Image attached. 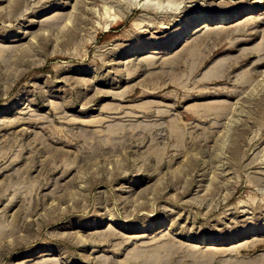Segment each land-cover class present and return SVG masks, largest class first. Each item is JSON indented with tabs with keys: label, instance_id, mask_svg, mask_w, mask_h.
Instances as JSON below:
<instances>
[{
	"label": "rangeland",
	"instance_id": "1",
	"mask_svg": "<svg viewBox=\"0 0 264 264\" xmlns=\"http://www.w3.org/2000/svg\"><path fill=\"white\" fill-rule=\"evenodd\" d=\"M240 3L0 0V264H264V0L182 32Z\"/></svg>",
	"mask_w": 264,
	"mask_h": 264
},
{
	"label": "bare ground",
	"instance_id": "2",
	"mask_svg": "<svg viewBox=\"0 0 264 264\" xmlns=\"http://www.w3.org/2000/svg\"><path fill=\"white\" fill-rule=\"evenodd\" d=\"M246 2H247V4L246 3H240V4H238V5H234L233 7H232V11H230V12H228V13H225V11L223 12H221V13H219V14H214V15H211V16H204V18L203 19H200V17H193L190 21L188 20V22H187V24L186 25H184V27H183V29H182V32H190V29H189V27L187 28V26H192V27H194L193 28V30H195V32H197L198 30H200V28H203V27H205L207 24H208V22H210V21H216V22H219V23H222V22H226V21H228V20H231L232 18H234L235 16H237L238 14H239V12L240 11H242L243 9H247L248 7H249V9L251 8L250 6H249V2H250V0H246ZM255 2V1H254ZM246 6H248V7H246ZM253 7V6H252ZM257 8V5L255 6V9H253V10H251V11H256V10H258V9H256ZM228 11V10H227ZM244 11V10H243ZM250 11V12H251ZM218 13V12H217ZM247 15V14H246ZM253 16V15H252ZM254 17V16H253ZM240 19V18H239ZM238 19V20H239ZM199 20H201L200 21V23H195V22H198ZM116 21V20H115ZM183 21V20H182ZM264 23V17H257V18H253V19H250V20H247V21H245V22H243V24L242 25H240L241 27L243 26V29H242V31L243 32H245V30H250V29H252V28H254L255 26H257L259 23ZM214 25V24H213ZM219 25V24H218ZM135 26H137V23H135ZM170 24L169 23H167V24H165V25H163V26H160V28H163L164 30L165 29H169L170 28ZM197 26V27H196ZM235 28V27H234ZM239 29V28H238ZM192 31V30H191ZM200 32V31H199ZM259 31H255V32H253L252 34H256V33H258ZM186 34V33H185ZM184 34V35H185ZM184 35H182L181 37H179V39L178 40H176V38L174 39V40H169L168 42V44H163V45H160V46H158V47H156L157 49H165V48H170V47H173L176 43H174V42H177V41H179L180 40V38L182 39L183 37H184ZM190 35V34H189ZM178 37V36H177ZM2 39H4V37L2 38ZM185 39V38H184ZM247 49V48H246ZM246 49H243L242 50V52L244 51V50H246ZM186 50H184V52H185ZM153 52H157V50H155L154 49V51ZM152 52V53H153ZM184 52H182L183 54H184ZM248 52H250V53H253V54H256V56L258 57V63L257 64H264V33L262 32V36H261V40H260V42L258 43V44H256L255 46H253L250 50L248 49ZM143 53V52H142ZM178 54L179 56H184L183 54ZM240 53V52H239ZM247 53V52H246ZM155 54V53H154ZM239 57V56H238ZM244 57V56H243ZM248 57V56H247ZM246 57V58H247ZM183 58V57H182ZM256 58V57H255ZM241 62H242V60H241ZM245 80V79H244ZM264 84V83H263ZM263 84H262V87H263ZM263 90V89H262ZM261 91V90H260ZM261 93V92H260ZM264 93V92H263ZM262 94V93H261ZM260 95V94H259ZM258 95V96H259ZM263 95V94H262ZM79 96V95H78ZM15 100H12V102H14ZM257 101V100H256ZM261 103H264L263 101H264V96H263V99L261 100H259ZM258 101V102H259ZM12 123V122H11ZM120 125V124H119ZM121 126V125H120ZM240 130V129H239ZM176 131V130H175ZM242 132H244V131H242ZM100 134V133H99ZM239 135H240V133H239ZM237 136V135H236ZM235 136V137H236ZM91 138V137H90ZM237 139V138H236ZM235 140V139H234ZM240 140V139H239ZM96 142V141H95ZM237 142V141H236ZM97 144H99V143H97ZM56 165V164H55ZM54 165V166H55ZM53 169H54V167H53ZM49 170V169H48ZM117 169H115V171H116ZM117 173V172H116ZM93 175L94 174H92V177H93ZM95 176V175H94ZM91 177V178H92ZM94 178H96V177H94ZM95 182H96V180H95ZM71 183V182H70ZM2 195H4V194H2ZM2 195L0 196V197H2ZM64 197H65V195H64ZM63 197V198H64ZM63 198H60V199H63ZM112 227V226H111ZM110 228V227H109ZM154 229H157V227H155ZM94 235V234H93ZM114 235V232L112 231V230H106V232L103 234H95V237L96 236H103V238H104V236H113ZM98 238V237H97ZM64 240H69L68 239V236L66 235V236H64ZM81 242V241H83L82 239H80V240H78L77 241V243L78 242ZM201 241H204L203 239H201ZM86 242V241H85ZM86 244L84 243L83 245H81L80 247H83V246H85ZM198 245V244H197ZM200 246V245H199ZM29 252V251H28ZM33 255V252H30V253H28V257L29 256H32ZM45 255H50V252L49 251H41L37 256H45Z\"/></svg>",
	"mask_w": 264,
	"mask_h": 264
}]
</instances>
